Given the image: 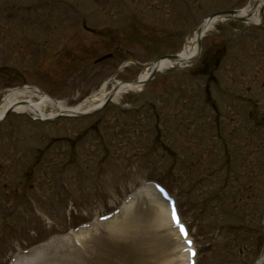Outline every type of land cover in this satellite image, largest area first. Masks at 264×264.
Segmentation results:
<instances>
[{
	"label": "rangeland",
	"instance_id": "rangeland-1",
	"mask_svg": "<svg viewBox=\"0 0 264 264\" xmlns=\"http://www.w3.org/2000/svg\"><path fill=\"white\" fill-rule=\"evenodd\" d=\"M247 1L0 0V70L14 69L9 82L0 79V102L8 90L33 85L78 105L117 71L116 80H135L148 63L179 52L210 13ZM11 9L16 21L5 19ZM246 25L215 22L192 64L156 72L87 117L8 113L0 121V183L9 185L0 189V264L166 263L176 241L152 224L145 197L128 216L118 213L123 233L101 225L84 239L75 231L128 205L151 179L177 195L199 264L257 262L264 152L251 139L264 137V15L241 33ZM222 47L213 81L194 75L204 51Z\"/></svg>",
	"mask_w": 264,
	"mask_h": 264
},
{
	"label": "bare ground",
	"instance_id": "bare-ground-1",
	"mask_svg": "<svg viewBox=\"0 0 264 264\" xmlns=\"http://www.w3.org/2000/svg\"><path fill=\"white\" fill-rule=\"evenodd\" d=\"M264 8V0H250V2L239 11L240 15L246 17L248 24L258 23L261 17V10ZM216 20L208 19L204 20L200 30L193 32L190 35L177 54L175 59L161 60L159 62H153L149 65H146L143 68L142 73L135 80V83H122L114 81L112 86L108 87V83L105 82L97 91L92 92L89 96L86 97L80 104L75 106H69L65 101L56 100L50 97L47 93L41 90L39 87H22L19 89H13L6 92L4 98L0 103V117L4 112L12 107L16 112H27L35 114L41 118H50L58 114H80L92 110L103 102L105 99L110 97L114 102H118L120 98L127 92L139 91L143 87V82L153 73L157 71H165L171 67H182L192 64L197 58V42L198 39L202 38L208 31L214 27ZM152 188V187H151ZM151 188H145L146 191H143L144 194L135 198L131 201L128 206L124 208V215L128 216L129 213L135 208L138 203V200L144 199L147 200V204L150 208V211L153 214L152 224H154L158 229L163 227L171 226L169 219V209L168 205L158 196L157 192H152ZM125 218V217H124ZM105 225L110 232L123 233L125 231L126 225L124 222L118 221V216L106 222L101 223ZM96 229H90L83 231L81 235L82 238L92 236ZM173 236L179 240L177 232L170 230L167 234ZM175 239V240H176ZM183 248L182 245H179L176 248H171L167 250L168 255H172L166 263L163 264H185L186 255L178 253L180 249ZM22 261V260H21ZM19 261V262H21ZM176 261V262H175ZM17 262L16 264H19ZM254 264H264V251L260 255V258Z\"/></svg>",
	"mask_w": 264,
	"mask_h": 264
},
{
	"label": "water",
	"instance_id": "water-1",
	"mask_svg": "<svg viewBox=\"0 0 264 264\" xmlns=\"http://www.w3.org/2000/svg\"><path fill=\"white\" fill-rule=\"evenodd\" d=\"M223 14H229L230 16H234L235 12L234 11H229V12H220V13H215L210 15L211 17L216 16V15H223ZM243 20V19H242Z\"/></svg>",
	"mask_w": 264,
	"mask_h": 264
},
{
	"label": "trees",
	"instance_id": "trees-1",
	"mask_svg": "<svg viewBox=\"0 0 264 264\" xmlns=\"http://www.w3.org/2000/svg\"><path fill=\"white\" fill-rule=\"evenodd\" d=\"M218 55H219V53H213L209 57H207V60H214L216 56L218 57Z\"/></svg>",
	"mask_w": 264,
	"mask_h": 264
},
{
	"label": "snow or ice",
	"instance_id": "snow-or-ice-1",
	"mask_svg": "<svg viewBox=\"0 0 264 264\" xmlns=\"http://www.w3.org/2000/svg\"><path fill=\"white\" fill-rule=\"evenodd\" d=\"M180 230H181V233H182V234L186 235V233H185V231H184V228H183L182 226H181V229H180ZM192 255H195V253H192Z\"/></svg>",
	"mask_w": 264,
	"mask_h": 264
}]
</instances>
